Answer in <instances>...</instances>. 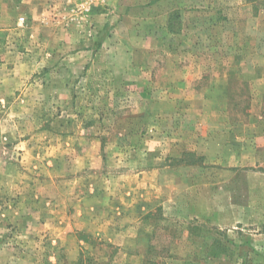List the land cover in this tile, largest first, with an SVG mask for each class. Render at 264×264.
<instances>
[{"label": "rangeland", "instance_id": "374dc122", "mask_svg": "<svg viewBox=\"0 0 264 264\" xmlns=\"http://www.w3.org/2000/svg\"><path fill=\"white\" fill-rule=\"evenodd\" d=\"M0 264H264V0H0Z\"/></svg>", "mask_w": 264, "mask_h": 264}, {"label": "crops", "instance_id": "0c3cea01", "mask_svg": "<svg viewBox=\"0 0 264 264\" xmlns=\"http://www.w3.org/2000/svg\"><path fill=\"white\" fill-rule=\"evenodd\" d=\"M261 139H263V138H260L259 141H260ZM257 140H258V139H257ZM259 141H258V142H259Z\"/></svg>", "mask_w": 264, "mask_h": 264}, {"label": "trees", "instance_id": "16d2710c", "mask_svg": "<svg viewBox=\"0 0 264 264\" xmlns=\"http://www.w3.org/2000/svg\"><path fill=\"white\" fill-rule=\"evenodd\" d=\"M16 1H18V0H16Z\"/></svg>", "mask_w": 264, "mask_h": 264}]
</instances>
